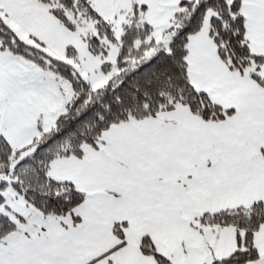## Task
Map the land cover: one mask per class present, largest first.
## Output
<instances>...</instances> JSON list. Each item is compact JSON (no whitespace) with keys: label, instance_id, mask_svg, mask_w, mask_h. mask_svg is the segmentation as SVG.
Returning <instances> with one entry per match:
<instances>
[{"label":"snow or ice","instance_id":"1","mask_svg":"<svg viewBox=\"0 0 264 264\" xmlns=\"http://www.w3.org/2000/svg\"><path fill=\"white\" fill-rule=\"evenodd\" d=\"M0 264H264V0H0Z\"/></svg>","mask_w":264,"mask_h":264}]
</instances>
